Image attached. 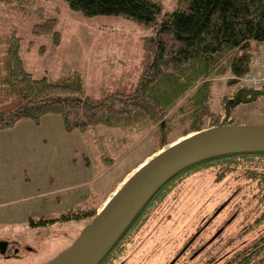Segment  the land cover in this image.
I'll use <instances>...</instances> for the list:
<instances>
[{"label": "rangeland", "instance_id": "374dc122", "mask_svg": "<svg viewBox=\"0 0 264 264\" xmlns=\"http://www.w3.org/2000/svg\"><path fill=\"white\" fill-rule=\"evenodd\" d=\"M157 1L159 19L178 5V0ZM50 18L57 19L59 34L33 32L36 22ZM14 29L35 77L77 70L94 95L120 81L135 82L142 56L158 34L124 16H86L65 0L0 3V59L2 39ZM233 76L211 78L213 108L223 111L238 100L230 112L237 124L264 123V99L252 100L264 89L248 92L251 87ZM229 79L237 84L228 85ZM155 129L99 125L68 132L61 115L48 114L39 123L22 119L0 130V241L9 248L0 252V264H46L66 250L122 181L161 150L152 153ZM179 136L178 131L176 140L184 137ZM219 171L211 165L176 180L109 264H226L264 234V224L247 230L264 210L258 183L241 170L218 181ZM252 264H264V255Z\"/></svg>", "mask_w": 264, "mask_h": 264}, {"label": "trees", "instance_id": "16d2710c", "mask_svg": "<svg viewBox=\"0 0 264 264\" xmlns=\"http://www.w3.org/2000/svg\"><path fill=\"white\" fill-rule=\"evenodd\" d=\"M29 0H0L26 3ZM72 10L86 16L116 15L155 27L157 36L145 50L135 82L120 81L113 89L90 94L81 72L72 70L57 78L35 77L21 56L22 37L14 29L2 39L0 59V130L22 119L39 123L44 115H61L66 131H89L99 125L132 130L156 125V152L180 136L222 124L235 118L213 108L212 77L244 75L253 52L264 43V0H178L175 9L162 15L157 0H65ZM57 19L36 22L34 33L56 31ZM236 85L235 80H227ZM250 89V88H247ZM257 98L264 99V93ZM225 99L224 101H226ZM239 102L231 107L233 112ZM179 136V137H180ZM219 166L222 181L234 171L258 183L264 203V152H240L211 157L186 167L170 178L141 209L99 264H109L122 251L127 237L142 225L150 207L164 197L174 182L190 171ZM45 222L40 219L38 223ZM264 224V210L247 230ZM123 244V245H122ZM264 255V234L226 264H252ZM114 256V257H113Z\"/></svg>", "mask_w": 264, "mask_h": 264}, {"label": "water", "instance_id": "95a60500", "mask_svg": "<svg viewBox=\"0 0 264 264\" xmlns=\"http://www.w3.org/2000/svg\"><path fill=\"white\" fill-rule=\"evenodd\" d=\"M261 93L264 90L256 94ZM238 102L226 105L227 116L229 107ZM240 152H264V123L222 124L176 140L123 180V185L115 190L93 221L66 250L46 264H99L141 209L175 174L202 160ZM6 248L7 242L0 241V252L5 253Z\"/></svg>", "mask_w": 264, "mask_h": 264}, {"label": "built area", "instance_id": "2783aa9c", "mask_svg": "<svg viewBox=\"0 0 264 264\" xmlns=\"http://www.w3.org/2000/svg\"><path fill=\"white\" fill-rule=\"evenodd\" d=\"M250 68V71L244 75L233 76V78L251 88H264V43L253 52Z\"/></svg>", "mask_w": 264, "mask_h": 264}, {"label": "crops", "instance_id": "0c3cea01", "mask_svg": "<svg viewBox=\"0 0 264 264\" xmlns=\"http://www.w3.org/2000/svg\"><path fill=\"white\" fill-rule=\"evenodd\" d=\"M122 182H123V181H122ZM122 182H121V183H122ZM121 183L119 184V186L121 185ZM119 186H118V187H119ZM114 193H115V191H113V192L110 194L109 198H110Z\"/></svg>", "mask_w": 264, "mask_h": 264}, {"label": "flooded vegetation", "instance_id": "af4514ba", "mask_svg": "<svg viewBox=\"0 0 264 264\" xmlns=\"http://www.w3.org/2000/svg\"><path fill=\"white\" fill-rule=\"evenodd\" d=\"M3 241H5V240H3ZM8 250H9V248H8ZM8 250L6 251V253L8 252Z\"/></svg>", "mask_w": 264, "mask_h": 264}, {"label": "bare ground", "instance_id": "6f19581e", "mask_svg": "<svg viewBox=\"0 0 264 264\" xmlns=\"http://www.w3.org/2000/svg\"><path fill=\"white\" fill-rule=\"evenodd\" d=\"M132 174H133V173H132ZM122 185H123V183H122ZM122 185H121V186H122ZM121 186H120V187H121Z\"/></svg>", "mask_w": 264, "mask_h": 264}]
</instances>
